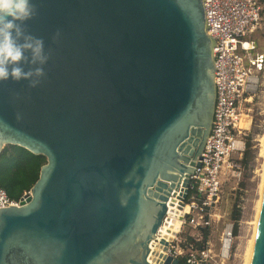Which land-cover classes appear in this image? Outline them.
<instances>
[{
  "label": "water",
  "instance_id": "95a60500",
  "mask_svg": "<svg viewBox=\"0 0 264 264\" xmlns=\"http://www.w3.org/2000/svg\"><path fill=\"white\" fill-rule=\"evenodd\" d=\"M34 5L24 27L49 61L35 88L0 83V152L46 162L19 206L0 209V264H153L212 127L218 48L205 0ZM247 264H264V185Z\"/></svg>",
  "mask_w": 264,
  "mask_h": 264
},
{
  "label": "built area",
  "instance_id": "2783aa9c",
  "mask_svg": "<svg viewBox=\"0 0 264 264\" xmlns=\"http://www.w3.org/2000/svg\"><path fill=\"white\" fill-rule=\"evenodd\" d=\"M205 3L209 36L215 37L218 48V53H213L217 77L212 127L200 155L199 167H195L190 176L191 185L186 197L182 199L181 191H178L168 204L164 224L170 217L177 218L178 229L169 230L164 237L159 233L152 242L166 241L165 256L177 259L179 264H222L214 261L209 243L194 248L191 243L178 238L185 226L196 230L211 227L213 212L222 193L223 178L227 174L234 175L232 158L240 156L245 147L241 138V106L247 94H254L264 72V52H260L257 42L258 33L264 29V0H205ZM27 194L29 192L12 200L0 187V209L19 206ZM230 238V230L226 229L221 256L228 254ZM225 241L228 246L224 253Z\"/></svg>",
  "mask_w": 264,
  "mask_h": 264
},
{
  "label": "rangeland",
  "instance_id": "374dc122",
  "mask_svg": "<svg viewBox=\"0 0 264 264\" xmlns=\"http://www.w3.org/2000/svg\"><path fill=\"white\" fill-rule=\"evenodd\" d=\"M257 42L260 52H264V29L258 33ZM246 108L249 111L243 112L249 115L250 122L241 116L240 119L248 123L247 126H240L242 141L244 144L249 141L252 145L250 157L243 162L244 147L240 156L235 155L232 158L236 171L234 170V175L227 174L223 178L224 184L220 201L213 212L212 224L208 228L205 240L200 230L188 226L181 229L180 238H178L191 243L194 248H199L200 244H196L201 241H204L205 244L209 243L214 261L222 264H244L246 249L253 233L252 222L259 198V185L264 161L260 152V139L264 136V72L258 79L252 103L248 104ZM234 211H238L239 215L235 233ZM226 229L230 230L231 244L228 254L221 256L222 238Z\"/></svg>",
  "mask_w": 264,
  "mask_h": 264
},
{
  "label": "clouds",
  "instance_id": "9594fccd",
  "mask_svg": "<svg viewBox=\"0 0 264 264\" xmlns=\"http://www.w3.org/2000/svg\"><path fill=\"white\" fill-rule=\"evenodd\" d=\"M37 11L34 0H0V83L27 81L35 88L45 77L44 40L24 27Z\"/></svg>",
  "mask_w": 264,
  "mask_h": 264
},
{
  "label": "trees",
  "instance_id": "16d2710c",
  "mask_svg": "<svg viewBox=\"0 0 264 264\" xmlns=\"http://www.w3.org/2000/svg\"><path fill=\"white\" fill-rule=\"evenodd\" d=\"M252 145L249 141L245 143L243 153V162L248 160L251 155ZM46 159L40 155H33L27 150L8 145L0 152V187L6 192L12 200H18L25 192H29L39 176L40 168L45 164ZM238 211L233 212V221L235 222L234 233L236 232V223L238 222ZM205 240L208 229H200ZM191 241V239H189ZM200 247L205 245L204 241L197 243Z\"/></svg>",
  "mask_w": 264,
  "mask_h": 264
},
{
  "label": "bare ground",
  "instance_id": "6f19581e",
  "mask_svg": "<svg viewBox=\"0 0 264 264\" xmlns=\"http://www.w3.org/2000/svg\"><path fill=\"white\" fill-rule=\"evenodd\" d=\"M252 97H253L252 93L247 94V96H246L247 99H246V101L243 102V104L241 106V116L243 118H245V119H248L249 122H250L249 115L247 113H244L243 111H246V112L249 111V109L246 108V106L248 104L252 103ZM240 121H241L240 125L247 126L248 122H245V120L243 121V119L240 120ZM260 147H261V151L260 152H261V154L263 155V158H264V136L260 139ZM263 185H264V161H263V165H262L261 181H260V185H259V198H258V202L256 203L257 205H256V209H255L256 210L255 211V216H254V220L252 222V224H253V233H252V237H251V239H250V241L248 243L247 249H246L244 264H247V262L249 260L251 244H252L255 224H256V220H257V215H258V210H259V205H260ZM178 225H179V219L173 218V217L168 218L166 220L164 226L162 227L161 231H160L161 235L164 237V236H166V234L169 233L168 232L169 230H172V231L177 230L178 229ZM160 242H161V240L159 241V243H156V244L153 243L151 245L150 260H151L152 263L155 262L157 264H164V261L167 258V256H165L164 251H163V245ZM227 246H228V243H227V241H225L224 248H223L224 253H225V251L227 249Z\"/></svg>",
  "mask_w": 264,
  "mask_h": 264
}]
</instances>
